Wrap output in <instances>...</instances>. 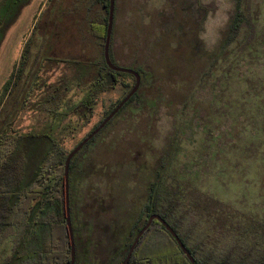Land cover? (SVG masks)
Instances as JSON below:
<instances>
[{"label":"rangeland","instance_id":"1","mask_svg":"<svg viewBox=\"0 0 264 264\" xmlns=\"http://www.w3.org/2000/svg\"><path fill=\"white\" fill-rule=\"evenodd\" d=\"M70 4L71 0H0V136L17 137L27 168L45 153L49 139H56L68 153L135 83L130 76H120L112 89L98 94L88 122H71L73 107L89 94L97 77L92 59L101 57L104 43L88 36L85 27H76ZM93 4L92 0L91 15ZM243 6L257 35L250 46L242 47L248 31L244 25L227 54L232 102H244L243 115L231 105L223 112L227 118L222 116L208 131L197 104L176 119L170 103L179 105L187 91L186 84H179L191 79L202 64L199 56L189 59L188 54L196 44L215 50L234 0H114L113 59L118 65L139 67L147 81L141 85L140 79L138 88L147 101L158 103L156 109L127 107L113 118L84 150V171L72 176L73 203L96 217L91 239L97 246L90 255L96 256L97 264L112 263L117 232L131 222L125 210L138 209L132 200L145 192L139 172L173 143L164 181L168 186L177 175L199 187L182 190L186 203L193 202L196 209L220 207L241 224L247 216L264 220V0H244ZM65 45L72 50H63ZM194 97L202 101L212 95L196 88ZM220 149L225 154L219 155ZM139 150L143 156L148 153L147 160ZM10 246L8 240L0 246V264Z\"/></svg>","mask_w":264,"mask_h":264},{"label":"trees","instance_id":"2","mask_svg":"<svg viewBox=\"0 0 264 264\" xmlns=\"http://www.w3.org/2000/svg\"><path fill=\"white\" fill-rule=\"evenodd\" d=\"M243 1L234 0L233 12L215 47L216 52L196 44L188 54L189 59H196L199 56L203 61L191 79L179 84L180 87L183 84L187 85V91L183 92L179 105L170 103L171 108L175 109L173 115L176 119L178 115H181L178 113L186 109H194L197 104V107L201 109L199 112H203L201 123L210 131V126L219 121L222 116L227 118L228 114L223 112L231 105L238 115H243L241 112L244 102L237 99L236 105L234 101L232 102L234 98L231 95L230 82L232 65L230 67L227 61L228 47L236 40L244 25L248 27V31L242 41V47L250 46L252 39L254 40L257 35L255 23L249 11L247 12L248 8L243 6ZM100 4L102 13L98 19L90 22L89 33L96 40H100L98 42L100 45H103L108 23L109 0H100ZM111 50L110 41L109 58L111 62L116 66L125 67L114 61ZM92 62L96 68L97 77L90 83L89 94L73 107L74 115L71 122H75V125L88 122L98 94L112 89L118 83L120 76H130L135 80L130 73L112 70L107 65L103 53L100 58H93ZM217 65L220 68L213 75ZM127 68L135 70L140 75L141 85L146 83L147 80L139 67ZM9 83L7 81L4 84V91L8 89ZM124 85L127 86V84ZM196 88L210 90L212 97L197 101L194 97ZM56 92L57 90H53L54 94H57ZM147 100L141 88H138L105 126L127 107L131 111H138L143 107L156 109L157 100ZM194 101L196 102L193 103ZM114 107L106 111L105 116L87 134L94 130ZM152 113L154 110L149 114ZM69 126L72 124L64 125L63 129H68ZM105 126L84 144L69 164V211L75 245L74 264H89L90 262L97 264L96 256L90 255V251L97 246V242L91 239L96 228V217L92 210L83 213L81 204L78 206L73 203L72 176L84 171L81 165L83 161L80 158ZM224 138V134L219 136L218 141L221 145L224 144ZM16 140L17 137L14 135L0 136V246L7 239L11 243L10 252L4 256L1 264H70L71 244L66 224L63 173L65 158L69 152L65 153L56 139H49V143L45 145L47 148L45 153L27 168L26 159L19 146L16 145ZM140 141H144L142 137ZM171 141L175 142L174 138ZM173 146L174 143L168 145L151 166L150 160L144 167L141 166L145 170L139 172V178L141 182L143 181L145 192L138 200L135 197L134 201L132 200L138 204L135 205L138 209L132 207V210H125L126 215L124 216L129 214L131 222L126 224V229L117 232L118 244L111 251V264H121L136 234L152 214H158L173 228L196 264H264V220L247 216L243 218L241 224L235 222L233 215L223 213L220 207L194 208L193 202L186 203L182 190L185 187H195L194 189H199V187L193 184L190 186V181L186 178L180 180L179 176H172L173 182L167 186L164 181L165 171L172 159ZM138 153L147 160L148 153H145V156L140 150ZM218 154H225V151L220 149ZM207 198L214 199L209 195ZM99 203L102 204V202ZM127 264L191 263L173 236L154 219L140 236Z\"/></svg>","mask_w":264,"mask_h":264},{"label":"water","instance_id":"3","mask_svg":"<svg viewBox=\"0 0 264 264\" xmlns=\"http://www.w3.org/2000/svg\"><path fill=\"white\" fill-rule=\"evenodd\" d=\"M113 5L114 0H109V9H108V23L106 29V35L104 40L103 46V55L107 65L115 71L120 72H127L132 74L135 77V83L131 90L120 100V102L113 108V110L100 122V124L92 130L89 134H87L80 142H78L67 154L64 162V194H65V213H66V224L69 231L70 236V244H71V255H70V264H74L75 262V245L73 239V232L70 220V211H69V193H68V171H69V164L72 157L87 143L94 135H96L104 126L105 124L117 113V111L124 105V103L136 92L140 83V75L133 69L127 67H121L114 65L110 58H109V45H110V37H111V28H112V20H113ZM153 219L159 221L166 230L173 236L176 240L178 246L182 250L183 254L187 257L191 264H196L193 257L187 251L185 245L180 240L179 236L173 230V228L158 214H152L148 217L145 225L140 229V231L136 234L131 246L129 247L128 253L125 259L121 262V264H127L130 259L132 252L140 238V236L148 229L150 224L152 223Z\"/></svg>","mask_w":264,"mask_h":264},{"label":"crops","instance_id":"4","mask_svg":"<svg viewBox=\"0 0 264 264\" xmlns=\"http://www.w3.org/2000/svg\"><path fill=\"white\" fill-rule=\"evenodd\" d=\"M94 4H93V8L95 11V14L91 15L90 11L92 10V0H71V9L70 11L73 12L74 14V24L76 25V27H85L86 28V32L88 34V36H90L89 33V24L91 21H95L96 19H98L102 13V7L100 4V0H93ZM97 5V6H95ZM89 10V12H88ZM77 29V28H76ZM78 31V29H77ZM79 32V31H78ZM79 34L81 35V33L79 32ZM79 47H81L80 50L84 49V46L82 44V42H80V44H78ZM72 46L70 45H65L63 50H72L71 48ZM37 48H35L36 50ZM57 49V48H56ZM55 48H53V50H56ZM8 240V239H7Z\"/></svg>","mask_w":264,"mask_h":264},{"label":"flooded vegetation","instance_id":"5","mask_svg":"<svg viewBox=\"0 0 264 264\" xmlns=\"http://www.w3.org/2000/svg\"><path fill=\"white\" fill-rule=\"evenodd\" d=\"M153 220H154V219H153ZM155 220H156V219H155ZM158 222H159V221H158ZM104 223H105V222H104ZM107 224H108V223H107ZM127 253H128V252H127ZM126 255H127V254H126ZM131 255H132V254H131ZM125 257H126V256H125ZM130 257H131V256H130ZM124 259H125V258H124ZM122 261H123V260H122ZM128 262H129V261H128ZM128 262H127V263H128Z\"/></svg>","mask_w":264,"mask_h":264}]
</instances>
